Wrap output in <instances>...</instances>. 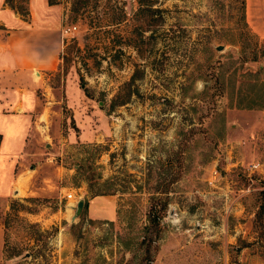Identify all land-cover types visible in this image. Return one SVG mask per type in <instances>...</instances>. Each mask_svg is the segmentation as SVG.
<instances>
[{"label": "rangeland", "instance_id": "rangeland-1", "mask_svg": "<svg viewBox=\"0 0 264 264\" xmlns=\"http://www.w3.org/2000/svg\"><path fill=\"white\" fill-rule=\"evenodd\" d=\"M49 1L52 105L31 192L0 208V264H264V2Z\"/></svg>", "mask_w": 264, "mask_h": 264}, {"label": "crops", "instance_id": "crops-1", "mask_svg": "<svg viewBox=\"0 0 264 264\" xmlns=\"http://www.w3.org/2000/svg\"><path fill=\"white\" fill-rule=\"evenodd\" d=\"M26 2L23 17L0 0V208L19 190L31 192L30 178L23 176L37 168L31 161L46 137L40 119L46 104L52 105L40 91L59 65L62 43L59 6L49 0ZM255 2L264 0H246V6Z\"/></svg>", "mask_w": 264, "mask_h": 264}, {"label": "trees", "instance_id": "trees-1", "mask_svg": "<svg viewBox=\"0 0 264 264\" xmlns=\"http://www.w3.org/2000/svg\"><path fill=\"white\" fill-rule=\"evenodd\" d=\"M6 3L13 9H15L21 16L25 17L27 14L26 10V3H25V8L21 9L18 11L15 7L11 5L10 0H5ZM241 17L244 19V0H241ZM258 103L256 101L253 102L252 104L246 105L248 107L255 106ZM263 105V104H262ZM259 104L258 106H262ZM166 204L163 203L158 208H154L153 206H149L146 212V221L147 224L143 226V235L140 236V243L141 245L144 246V253H145V260L147 263L151 261L149 258V248L150 246H155V242L160 238V224H161V219H162V213L165 210Z\"/></svg>", "mask_w": 264, "mask_h": 264}, {"label": "water", "instance_id": "water-1", "mask_svg": "<svg viewBox=\"0 0 264 264\" xmlns=\"http://www.w3.org/2000/svg\"><path fill=\"white\" fill-rule=\"evenodd\" d=\"M220 46H216V50H219ZM83 206V200L82 199H78L75 202V206L73 207L74 210V214L71 216V220H73V218H75V216L79 215V211L81 210Z\"/></svg>", "mask_w": 264, "mask_h": 264}, {"label": "built area", "instance_id": "built-area-1", "mask_svg": "<svg viewBox=\"0 0 264 264\" xmlns=\"http://www.w3.org/2000/svg\"><path fill=\"white\" fill-rule=\"evenodd\" d=\"M70 28L73 29L74 26L67 27L66 30H65V32L68 31ZM63 32H64V30H63ZM213 171H214V170H213ZM213 171L211 172L212 174H211V175L209 176V178L207 179V183H208V184H211V183H212V180H213V178H214V177L211 178V176L213 175ZM214 173H215V171H214ZM66 198H67V199H69V198H73V197H72V194H66ZM72 201H73V199H72Z\"/></svg>", "mask_w": 264, "mask_h": 264}]
</instances>
